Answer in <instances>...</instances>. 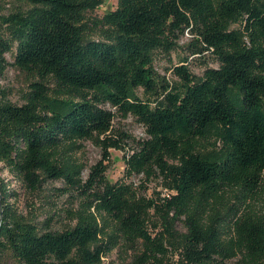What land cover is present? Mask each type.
I'll return each instance as SVG.
<instances>
[{
    "label": "trees",
    "instance_id": "1",
    "mask_svg": "<svg viewBox=\"0 0 264 264\" xmlns=\"http://www.w3.org/2000/svg\"><path fill=\"white\" fill-rule=\"evenodd\" d=\"M19 1L0 9V78L11 65L34 79L21 103L0 87V162L32 192L59 180L82 199L73 225L53 230L50 216L18 211L0 177V264H100L124 244L130 264H264V211L252 204L264 183V0H117L90 20L102 0ZM186 30L191 53L217 66L196 76L183 57L179 82L159 81L155 51ZM117 114L145 130L124 157L138 185L105 176ZM83 140L103 150L86 178ZM150 182L166 195H148Z\"/></svg>",
    "mask_w": 264,
    "mask_h": 264
},
{
    "label": "rangeland",
    "instance_id": "2",
    "mask_svg": "<svg viewBox=\"0 0 264 264\" xmlns=\"http://www.w3.org/2000/svg\"><path fill=\"white\" fill-rule=\"evenodd\" d=\"M116 2L117 0H102L96 9L86 12L87 19L100 17L105 12L114 9ZM21 5L22 3L19 0H0V9L3 13H9ZM192 43L191 34L186 30L179 37L177 46L174 49L169 52L164 50L155 51L153 65L159 81L164 79L170 85L178 83L179 77L174 74L172 69L174 66L181 64L180 60L183 57H186L185 63L188 69L196 76H201L207 66H217L214 56L207 51L201 55H193L191 53L194 48L191 45ZM6 58L9 62L14 60V56L11 53H6ZM32 79L34 78L29 77L25 71L9 65L4 75L0 78V87L12 102L21 103L23 102L24 92L27 90L29 80ZM48 84L50 86L53 85L51 82ZM138 94L144 97L141 89L138 90ZM109 135L116 140L119 147H108L109 159L104 161H102L103 150L101 146L92 140L81 141V147L77 150L75 156L85 165L82 177L86 178L89 169L98 161H102L107 166L105 176L108 181L115 182L123 179L126 182H133L138 185L141 181H144L145 177L143 174L125 177L124 157L137 149L139 142L145 138L144 127L131 115L122 117L117 114L113 119ZM0 177L5 180L11 190L17 192V196L10 198V201L27 218L41 222L48 220V216H50V225L53 230H63L73 225L74 221L71 220L70 211L77 209L82 199L76 190H68L64 188L62 181L54 180L49 181L44 189L32 192L22 182L14 179L1 162ZM155 191L161 192V196L166 195V190L158 183L150 182L147 194L153 196ZM252 204L254 209L264 211V183L255 195ZM175 228L180 232L185 230L181 221L176 222ZM132 251L133 249L129 248L128 244L114 248L101 258L100 264H130ZM172 259L176 263L178 255L174 254ZM229 264H233V260H230Z\"/></svg>",
    "mask_w": 264,
    "mask_h": 264
}]
</instances>
